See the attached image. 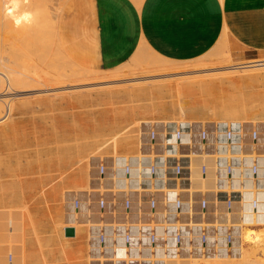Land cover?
I'll list each match as a JSON object with an SVG mask.
<instances>
[{"label":"rangeland","instance_id":"rangeland-1","mask_svg":"<svg viewBox=\"0 0 264 264\" xmlns=\"http://www.w3.org/2000/svg\"><path fill=\"white\" fill-rule=\"evenodd\" d=\"M67 1L68 0H61V2H59V0H53V3L51 4L59 2L60 5L58 4L57 7H61L60 10L63 11L62 7H64L65 5L62 6L61 3L63 4L64 2V4H66ZM51 4L49 2L48 6H50ZM1 5L3 6L2 0H0V8H2ZM2 9H0V14H2ZM47 27L48 25L41 31L48 34L49 27L48 29ZM37 44L35 45L38 49L40 48V46L38 47ZM58 44L60 45V49H63V52H65V54L68 56L67 52L62 46L60 39ZM0 45V72H4L5 74L7 73V66L10 64H7V62L12 59L14 60L13 63H11L10 67L12 73L20 75V73L24 72L26 73V77L28 75L41 72L42 65H45L46 62L49 63L48 61H50L51 59L55 61L54 57L56 56V59H58L59 56L58 53L55 55L53 54L54 51H52V54L55 56H51L52 54H48L52 57H50V60H47L49 56L46 57V59L44 58V60H41V57L39 53H37L34 45L27 46L25 44L24 50H26L27 46V51L28 49L31 52L32 50L36 51V53H31L30 55L36 54V56L32 57L29 54H21L19 56H15V54L18 55V53L21 51L18 48H21L23 50L24 47H22L21 45L20 47L19 45H15L17 48L13 45L10 46L7 43L6 33L2 26H0ZM11 47H14V51L10 49ZM33 47L35 48V50L33 49ZM15 48L18 49V53L16 52ZM12 51L16 53L13 54L11 53ZM216 51L205 55L207 57L208 55L211 56V54H217L219 52L216 57L212 56L214 58L211 61L206 62V65H204L200 61L206 58L205 56H203L192 61H169L168 65L159 68L157 67V64L158 59L161 58V56L155 54L150 49L141 46L131 57V59L128 60L124 65L106 71H97L94 69L84 68L85 66L81 65L74 59H72V63H68L66 61H63L62 59H58L59 61H62L60 63L58 62L60 68H64L65 71L69 73L66 78V83L61 84V86L63 87H40L27 89L26 87L28 86L23 84L22 82L20 85L11 87L12 89H10L6 80L4 79L5 83L3 84V87L1 84L4 82V80L0 83V106H2V109L5 111L6 106L10 105L11 110L9 115L1 120L2 122L5 121V123H0V190H2V192L0 191V196H2L0 197V212L1 215L5 217L6 222V229L4 228V231L6 233L3 232V229L1 231L0 243L2 244L3 251L0 257V264H74V260L72 259L73 256L69 254L70 251H66L67 248H65L64 250V243L62 244V242H64V240L68 238L64 236V227H73L76 233H79L83 226L85 228V223L83 220H81L80 222L77 221L79 224H77V222L73 225L69 223L70 221L72 222L73 216L78 213L76 212V214H74L75 211L71 208L70 203L68 209L64 208V212L68 214L67 215L65 213L66 215H63L66 218L59 216L58 210H51L53 209L52 207L54 203L50 202L49 196L55 189L54 187H57L60 181V185L62 183H66V185L68 186V183L73 184L72 181L65 180L66 176L71 170L76 169V167H79V165L86 166L89 169L87 165V157L90 154L97 151L110 153V150H112L113 147L112 143L107 145L106 143H108L110 140L107 137L110 136V125H112L111 123L114 122L113 115H115V113L120 115V117L126 116L128 112H134L131 111V109L134 108V104L143 106L148 105L149 108V105L154 103L155 105H157V109H155V111H152L149 108V110L145 111L147 113H142V111H140V113L137 115L136 118L144 119L140 122V126L149 122V120H179V113L175 108L178 99L177 93L175 91L179 90L183 86L191 85L193 87H197L198 89L200 88V86L203 88L207 87L204 89L213 91V95H207L206 93H203V95H199L200 92H197L198 89H196L197 93L194 96L195 98H198L200 100L205 99V101H207L208 103L211 102V105L219 103L221 100L220 97L224 98V96L225 100L231 103H243L242 101H240L242 100L241 95L245 94L243 96V101H245L246 106L248 108L253 107L255 109H259V111L261 112L259 113L257 112L258 110L255 111L253 109L255 111L254 113H252L254 118L253 116H251V114H248L250 112H247L246 115L248 116H245L246 118L242 116L243 114L241 115L242 112L240 113V111L239 114L234 113L233 115L236 118L238 117V115H241V118H238L244 121L245 119L264 120V110L261 109L264 104V86H261L259 84L261 82L264 83V71L261 70L260 62H258V60L234 62L229 59V56L227 57L226 51ZM22 52L26 53L25 51ZM223 54H226V59H229L230 62L223 63L225 61ZM3 58L4 61L6 60L5 64ZM220 60H222V63L219 62ZM259 61L264 63V59H260ZM244 65L248 67L237 68L238 66ZM81 68H83L84 72L79 73V75L78 72ZM213 68L219 69L214 73V75H217V79L208 77L209 70H212ZM131 69H133V72L131 71ZM261 72H263V75L261 74ZM254 73L255 75L253 77ZM242 74L249 75V77L251 78L249 79V82H252L251 85L249 83L248 85H250L251 87H254L257 84L259 85L256 90L253 91L251 87V91L245 90L249 87L246 86V84L245 86L248 88H244L245 86H242V83L239 82V76ZM256 75L259 79L255 78ZM260 75L262 77V81L260 79ZM225 79L227 80L226 82ZM229 79L233 80L232 83ZM259 80L261 82L257 83V81ZM218 82H222L223 84L221 83V85L223 87L219 85L220 83ZM227 82H229L230 85L234 84L233 86H236L238 88H231L232 86L227 84ZM235 82H237V85H239H235ZM254 82L257 84H255ZM60 88L67 89L61 90ZM141 88H146L148 89V91L152 90L154 95L145 97L143 96L144 94H138V89ZM220 88L222 89V91H220ZM242 88L245 91H243ZM9 89L12 90V92H9ZM89 89L90 91L94 92L92 93V96H87L84 94V92L89 91ZM239 89L242 90L240 91ZM239 92H242L241 95H239ZM105 93L107 94V96ZM94 94H99L100 97L104 94L103 98L104 100H106L103 101L102 97L100 99L99 95L95 96ZM55 95H57L60 99ZM210 96L212 97L209 98ZM228 97H231V99H229ZM90 99L92 100L90 101ZM95 99L96 101L99 100L97 102H101L102 105H99L98 107L96 105H89V103L91 104L93 102H96ZM187 99L189 98L187 97ZM232 99L235 101H232ZM145 100H147V102ZM161 105L163 106V108H158ZM21 106L23 107L22 110L20 109ZM127 107H131V109ZM2 109L1 113L3 114L4 111H2ZM253 110L251 111L253 112ZM262 112L263 116L261 115ZM255 115H257L258 118L256 116L255 119ZM232 118L229 117L228 119L231 120ZM238 118L236 119L237 121H239ZM129 122L130 121H123L120 123V125L124 126ZM12 124L14 125V128L12 127ZM136 129L133 131L132 135L135 141L136 132L138 131ZM107 131L109 132L107 133ZM103 145L104 147L101 148V146ZM78 153L79 156L77 155ZM72 157L73 159H71ZM58 177L59 179H57ZM85 183L86 180L83 184ZM74 186V184L72 186H69V190L70 187L74 188L75 191L79 190ZM68 188H66L67 193H65L66 191L63 189L64 194L72 198V192L74 191H69ZM86 188L87 185L84 187V190ZM58 191L57 193H55L58 194ZM60 191H62V189ZM66 198L67 197H65V200ZM25 213L26 215H28L27 217L30 220V224L26 223L27 221L24 219ZM9 223H11L10 228ZM22 223H26L27 225L29 224L30 227L26 224L23 225ZM17 226L20 230L15 228ZM78 226H81L80 230L76 228ZM27 227L28 229H26ZM12 230L14 231L12 232ZM15 230H18V232L16 233ZM81 231L82 232L79 233L80 235L76 234V243L74 241V244L78 245V243H80L82 248L84 249V247H86L84 245L85 240L83 241L82 239H84L83 237L85 229L83 230L82 228ZM2 233H4L3 236ZM71 240L73 241L74 237L73 239L71 238ZM60 244L62 248H58V245ZM58 249L62 250V252L60 250L61 254H63L62 259L64 258L65 260H63L66 263H64L63 260H60L61 256L57 254ZM84 252L85 253L83 255L86 256V248ZM8 253H12L13 259L11 263H8L7 261ZM220 260L221 259H219L218 261L220 262ZM84 264H87L86 260L84 261ZM209 264H215V261L214 263L209 262Z\"/></svg>","mask_w":264,"mask_h":264},{"label":"built area","instance_id":"built-area-1","mask_svg":"<svg viewBox=\"0 0 264 264\" xmlns=\"http://www.w3.org/2000/svg\"><path fill=\"white\" fill-rule=\"evenodd\" d=\"M136 142L90 154L87 188L72 192L71 208L86 209L87 264L231 254L243 222L262 227L264 249V121L149 120Z\"/></svg>","mask_w":264,"mask_h":264},{"label":"crops","instance_id":"crops-1","mask_svg":"<svg viewBox=\"0 0 264 264\" xmlns=\"http://www.w3.org/2000/svg\"><path fill=\"white\" fill-rule=\"evenodd\" d=\"M58 22L69 57L97 71L141 46L175 62L216 50L234 62L264 59V0H68Z\"/></svg>","mask_w":264,"mask_h":264},{"label":"bare ground","instance_id":"bare-ground-1","mask_svg":"<svg viewBox=\"0 0 264 264\" xmlns=\"http://www.w3.org/2000/svg\"><path fill=\"white\" fill-rule=\"evenodd\" d=\"M53 0H2V2H3V6L1 5V7L3 8H0V9H2L3 11H2V14H0V26H2L3 28H4V30H5V33H6V39H7V43L11 46V45H13V46H18L19 45V47H20V45L22 46V47H24L23 48V50L21 49V48H18L19 50H21L20 52L18 51V49H16L15 48V50H16V52L18 53V55H16L15 54V56H19V55H21V54H26V55H30L31 53H36V51H37V53H39V55H40V57H41V60H44V58L46 59V57H48L49 55H51L52 54V51H54V53L53 54H57L58 53V59H62L63 61H66V62H68V63H72V59H71V57L69 58V55L67 56L66 54H65V52H63V49H60V45L58 44L59 43V35L57 34V29H58V26H57V22L59 21L58 20V14H59V16L61 15V12H62V10H60L61 9V7H57L58 6V4L60 5V3L59 2H61V0H59V2L57 3H54V4H51V3H53L52 2ZM56 1V0H55ZM49 2H50V6H48L49 5ZM61 5L63 6V5H65L64 4V2H63V4L61 3ZM63 9H64V7H62ZM61 11V12H60ZM0 12H1V10H0ZM58 20V21H57ZM59 23V22H58ZM48 25V27H49V30H48V34H46V33H43L41 30L44 28L45 29V27ZM48 27H47V29H48ZM46 29V30H47ZM224 31V30H223ZM225 34V33H224ZM225 36V35H224ZM223 36V37H224ZM222 37V38H223ZM225 38V37H224ZM223 40H226V39H222V44L223 43H225V42H223ZM221 42V41H220ZM219 42V43H220ZM37 43H41V44H37ZM27 45V46H33L34 45V47L36 48V45L35 44H37L38 45V47L40 46V48H38L39 49V52H38V49L36 48V51H33L32 50V48H31V50H32V52L31 51H29V49H28V51H27V46H26V50H24L25 49V45ZM24 45V46H23ZM1 46V45H0ZM221 46V45H220ZM33 47V49L35 50V48ZM145 48H146V46H144ZM148 47V46H147ZM1 48V47H0ZM13 48L14 47H11L10 49H12L13 50ZM29 48V47H28ZM219 49H222V48H220V47H218ZM9 50V49H8ZM14 51V50H13ZM11 52V53H16V52ZM22 51H25L26 53H23ZM0 52H1V50H0ZM8 52H10V51H8ZM217 52V51H216ZM219 53V52H218ZM217 53V54H218ZM9 54V53H8ZM49 54V55H48ZM51 55V56H55V55ZM217 54H211V56L210 55H208L205 59H203V60H200L204 65H206V62H209V61H211L214 57H212V56H217ZM30 56H32V57H35L36 56V54L34 55H30ZM29 56V57H30ZM51 56H49V58L47 59V60H50L52 57ZM210 56V57H209ZM223 56H224V62L223 63H225V62H230V58L227 60L226 59V54H223ZM38 57V56H37ZM51 57V58H50ZM227 57H228V54H227ZM14 58V57H13ZM57 57L55 56L54 57V60L55 61H53V59H51L50 61H48L49 63H47L46 62V64L45 65H42L41 66V72H37V73H34V74H32V75H28V76H26L25 77V75H26V73H24V72H22V73H20V75H16V73H12V71L10 70V67H11V63H13V59L12 60H10V61H8L7 62V64H9L7 67H8V69H6L7 70V73L5 74L4 72L2 73V72H0V83L5 79L6 80V82H7V84H8V87L10 88V89H12L11 87H15V86H18V85H20L22 82H23V84H25V85H27L28 87H26L27 89H33V88H40V87H63V86H61V84H63V83H66V78H67V75L69 74L67 71H65V69L64 68H60V66L58 65L60 62H62V61H59L58 59H56ZM15 59V58H14ZM29 59V58H28ZM222 59V58H221ZM9 60V59H8ZM215 60H217V59H215ZM223 60V59H222ZM222 60H220L219 62L220 63H222ZM3 61H4V58H3ZM6 61V60H5ZM4 61V64L6 63ZM29 61V60H28ZM169 61L170 60H168V59H166V58H164V57H161V58H159L158 59V64H157V67H159V68H161V67H164V66H166V65H168L169 64ZM59 62V63H58ZM258 62H260V66H261V70L262 71H264V63H262L261 61H259L258 60ZM251 63V62H250ZM243 64H245V63H243ZM247 65H248V63H247ZM62 67V66H61ZM246 67H248V66H238L237 68H246ZM56 69V70H55ZM5 70V69H4ZM219 69L218 68H213L212 70H209V74H208V77H210V78H213V79H217L216 77H217V75H214V73L216 72V71H218ZM131 71L133 72V69H131ZM130 71V72H131ZM81 72H84V70H83V68H81V69H79V72H78V74L79 73H81ZM28 73V72H27ZM261 74L263 75V72H261ZM80 75V74H79ZM254 75H255V73L253 74V77H254ZM249 77V75H247V74H242V75H240L239 76V82H241L242 83V86L244 85H246V86H248L249 88L251 87L250 85H251V82L252 81H250L249 82V79H251L250 77ZM256 79H259L258 77H257V75H256V77H255ZM262 77H261V75H260V79H261ZM264 78V77H263ZM254 79V78H253ZM5 80H4V82L1 84L2 85V87H3V84L5 83ZM230 80V79H229ZM228 80V81H229ZM224 81V80H223ZM227 80L225 79V82H226ZM231 81V83H232V81L233 80H230ZM261 81H262V79H261ZM260 80L259 81H257V83H259V82H261ZM264 81V80H263ZM34 83H36V84H34ZM218 83H220L219 85H221V83L222 82H218ZM234 83V82H233ZM236 84L235 85H237V82H235ZM248 83L250 84V85H248ZM255 83V82H254ZM257 83H255V84H257ZM262 83V82H261ZM259 83L261 86H264V85H262V84H264V83ZM215 84H216V82H215ZM223 84V83H222ZM227 84H229L230 85V83L229 82H227ZM213 85V84H212ZM234 84H232V85H230V86H232L231 88H238V87H236V86H233ZM239 85V84H238ZM237 85V86H238ZM215 86V85H214ZM214 86H212V87H214ZM216 86H217V84H216ZM222 86V85H221ZM220 86V87H221ZM244 87V88H248V87ZM259 85L257 84V85H255L254 87L252 86L251 88H252V90L254 91V90H256V88L258 87ZM211 87V88H212ZM223 87V86H222ZM139 88V87H138ZM204 88H207V87H204ZM203 87H201L200 86V88L198 89L197 87H193V86H191V85H186V86H183L182 88H180L179 90H177V91H175L176 93H177V96H178V99H177V103H176V110H177V112L179 113V120H182V121H187V120H190V121H199V122H212V121H218V120H229L228 118L230 117V118H234L235 116L233 115L234 113H236V114H239V111H240V113H241V115L242 116H244V118H246L248 115H246L247 114V112H250V113H248L249 115L251 114V116H253L252 115V113H254L255 111H257V112H261V111H259V109H255V108H253V107H250V108H248L247 106H246V103H245V101H243V96L245 95V94H242L241 95V93L239 92V95H241L242 96V100H240V101H242L243 103H238L237 102V104H235V103H231V102H229V101H227V100H225V96H224V98L223 97H220L221 98V100H220V102L219 103H217V104H210L211 102H207V101H205V99L204 100H200V99H198V98H195L194 96H195V94L197 93V92H200L199 93V95H203V93H206L207 95H213L214 93H213V91H209V90H207V89H204ZM241 88V87H240ZM245 89V90H250L251 91V88L250 89ZM9 89V90H10ZM61 90H63V89H67V88H60ZM196 89H198V91L196 90ZM214 89V88H213ZM221 89V88H220ZM219 89V90H220ZM243 89V88H242ZM242 89H239L240 91L242 90ZM228 90V89H227ZM226 90V91H227ZM244 89H243V91H245ZM94 91V90H93ZM197 91V92H196ZM220 91H222V89L220 90ZM235 91V90H234ZM9 92H12V90H10ZM87 92V93H86ZM86 92H84V94L85 95H87V96H92V93H94V92H92V91H90V89H89V91H86ZM138 94H144L143 96H145V97H147V96H152V95H154V93H153V91L152 90H149L148 91V89H146V88H141V89H138ZM174 92V93H175ZM238 92V91H237ZM243 93H245V92H243ZM106 94V93H105ZM109 94H110V92H109ZM112 94V93H111ZM115 94V93H114ZM221 94H222V92H221ZM95 95V94H94ZM93 95V96H94ZM97 95H99V94H96L95 96H97ZM174 95V94H173ZM234 95V94H233ZM14 96V95H13ZM55 96H57V95H55ZM103 96H104V94H103ZM103 96L101 95V97L103 98ZM106 96H107V94H106ZM112 96V95H111ZM114 96V95H113ZM189 98V99H187V97ZM218 96V95H217ZM53 97V96H52ZM58 97V96H57ZM99 97H100V95H99ZM101 97H100V99H101ZM109 97V96H108ZM108 97H106V98H108ZM206 97H208V96H206ZM205 97V98H206ZM212 96H210L209 98H211ZM216 97V96H215ZM59 98V97H58ZM143 98V97H142ZM227 98V97H226ZM229 98V97H228ZM233 98V97H232ZM239 98H240V96H239ZM51 99V98H50ZM60 99V98H59ZM85 99V98H84ZM87 99V98H86ZM229 99H231V97L229 98ZM234 99V98H233ZM232 99V101H235V100H233ZM92 99H90V101H91ZM106 100V99H105ZM104 100V98H103V101H105ZM141 100V99H140ZM84 101V100H83ZM89 101V100H88ZM88 101H86V102H88ZM95 101H96V99H95ZM97 101H99V100H97ZM93 102V103H89V105H96L97 107L99 106V105H102V103L101 102ZM102 101V102H103ZM146 102H147V100H145ZM239 101V100H238ZM2 102V101H1ZM135 102H137V101H135ZM55 103V102H54ZM142 103V102H141ZM106 104V103H105ZM133 104V103H132ZM143 104V103H142ZM104 105V104H103ZM128 105V104H127ZM131 106H133V105H131ZM137 106V107H136ZM150 107V110H154L155 111V109H157V105H155L154 103H152L151 105H149ZM162 106V105H161ZM161 106H159L158 108H163V106L161 107ZM263 106H264V104H263ZM261 107V109H263L264 110V107ZM173 107V106H172ZM7 108H8V115H9V113H10V110H11V106L10 105H7ZM127 108H130L131 109V107H127ZM149 108H148V105H146V106H143V105H135L134 104V108H132L131 109V111H134V112H128V114L126 115V116H121L120 117V115H118V114H116L115 113V115H113V117H114V122L113 123H111L112 125H110V128H111V130H110V136H108L107 138H109L110 140H109V142L108 143H106V145L107 144H110V143H112V150H110V153H112L113 155H116V154H118V153H120V152H125V153H130V152H134L135 151V149L137 148V142L134 140V137H132V135H133V131L136 129V130H139L138 128L139 127H141L140 126V122L141 121H143L144 119H138V118H136L137 117V115L140 113V111H142V113H144L145 111H147V110H149ZM1 109H2V106H0V116H2V113H1ZM20 109L22 110L23 109V107L21 106L20 107ZM126 109V108H125ZM142 109V110H141ZM173 109V108H172ZM217 109V110H216ZM253 110V112L251 111V110ZM2 111H4L3 109H2ZM264 112V111H263ZM263 112L261 113V115L263 114ZM113 113V112H112ZM145 113H147V112H145ZM174 113V112H173ZM245 114V115H244ZM240 115V116H241ZM153 116V115H152ZM177 116V115H176ZM237 116V115H236ZM239 115H238V117L239 118H241ZM246 116V117H245ZM251 116H249V117H251ZM256 116L257 115H255V119H256ZM263 116V115H262ZM10 117V116H9ZM112 117V118H113ZM237 117V118H238ZM248 117V118H249ZM260 117V116H259ZM231 119V120H235V121H237L236 119V117L234 118V119ZM238 118V119H239ZM253 118H254V116H253ZM257 118H258V116H257ZM262 118V117H261ZM185 119V120H184ZM243 119V118H242ZM252 119V118H251ZM263 119H264V117H263ZM11 120H12V118H11ZM125 122V121H130L128 124H126V125H124V126H122V125H120V123L121 122ZM239 121L240 122H243L244 120H240L239 119ZM250 121H264V120H247V119H245V121L244 122H250ZM2 121H0V123H1ZM6 122H7V120H6ZM3 123H5V121L4 122H2L1 124H3ZM0 124V125H1ZM6 125V124H5ZM13 125V124H12ZM11 125V126H12ZM16 125V124H15ZM13 128H14V125L12 126ZM93 128H94V126H93ZM11 130V129H10ZM109 131H107V133H108ZM95 133V132H94ZM5 134V133H4ZM11 134V133H10ZM104 134V133H103ZM15 135V134H14ZM102 136V135H101ZM14 137V136H13ZM103 138V137H102ZM136 138V137H135ZM96 139V138H95ZM95 139H93V140H95ZM101 139V138H100ZM6 141V140H5ZM87 141V140H86ZM96 142V141H95ZM104 142V141H103ZM94 143V142H93ZM87 144V143H86ZM94 145H96V144H94ZM81 146V145H80ZM82 147V146H81ZM84 147V146H83ZM94 147V146H93ZM104 147V145L103 146H101V148H103ZM80 148V147H79ZM96 148V147H95ZM86 149V148H85ZM108 149V148H107ZM123 150V151H120V150ZM75 152H77V151H75ZM79 152V151H78ZM91 152H93V151H91ZM109 153V152H108ZM85 154V153H84ZM93 154V153H92ZM59 155V154H58ZM75 155V154H74ZM78 156H79V153L77 154ZM76 155V156H77ZM72 156H73V154H72ZM76 156H74V157H76ZM87 157V156H86ZM71 159H73V157L71 158ZM77 159V158H76ZM55 160V159H54ZM70 160V159H69ZM68 160V161H69ZM79 161H80V159H79ZM62 162V161H61ZM66 162V161H65ZM75 163V162H74ZM77 163V162H76ZM70 164H71V162H70ZM64 165V164H63ZM73 165V164H72ZM66 166V165H65ZM69 167V166H68ZM83 167H84V169H83ZM71 169V168H70ZM53 171V170H52ZM57 171V170H56ZM63 172V171H62ZM68 172H69V170H68ZM58 173V172H57ZM60 174V173H59ZM68 174V173H67ZM88 174H89V169L86 167V166H83V165H79V167H76V169H74V170H71L70 172H69V174L66 176V181L68 180V181H72L73 182V184L75 185L74 187L76 188L77 187V189H79L80 191L82 190V188H83V190H84V187L87 185V180H88ZM57 176V175H56ZM60 177V176H59ZM59 177L57 178V179H59ZM63 177V176H62ZM85 180H86V183L85 184H83L84 182H85ZM53 182V181H52ZM62 182H63V180H62ZM65 182V181H64ZM60 183H61V181H60ZM60 183L57 185V187H54L55 189L51 192V194H50V196H49V198H50V202H52V203H54L53 204V209H51V210H58L59 211V216H61V217H63V218H66V217H64L63 215L66 213V212H64L65 211V209L64 208H66V209H68L69 208V203H70V198L71 197H69V196H66L65 194H64V190L66 191V188H68L69 186H72L73 184H70V183H68L69 184V186L68 185H66V183L65 184H61L60 185ZM1 184V183H0ZM57 188V189H56ZM62 189V191H60ZM64 189V190H63ZM37 190V189H36ZM52 190V189H51ZM59 190V191H58ZM68 190H69V188H68ZM70 190L71 191H75V189L74 188H71L70 187ZM69 190V191H70ZM1 192H2V190H0ZM57 191H58V194H56L57 193ZM0 192V193H1ZM46 192H48V191H46ZM56 192V193H55ZM63 192V193H62ZM65 193H67V191L65 192ZM1 195V194H0ZM55 195H56V197H55ZM65 195V196H64ZM0 197H2V196H0ZM5 197V196H4ZM65 197H67L66 198V200H65ZM68 198H69V200H68ZM1 199V198H0ZM72 199V198H71ZM49 201V200H48ZM66 201V202H65ZM66 203V204H65ZM65 204V205H64ZM66 206V207H65ZM68 206V207H67ZM17 209V208H16ZM19 211V210H18ZM20 212H21V210H20ZM27 212V211H26ZM56 212V211H55ZM68 212V211H67ZM23 213V212H22ZM73 213V212H72ZM24 214V213H23ZM28 214V213H27ZM53 214V213H52ZM67 214V213H66ZM65 214V215H66ZM70 214V213H69ZM74 214H76V212L74 213ZM68 215V214H67ZM20 216V215H19ZM28 215H26V213H25V217H24V219L27 221L26 223H29V219H28V217H27ZM72 217V216H71ZM63 218H62V220H63ZM12 219H13V217H12ZM12 219H11V221H12ZM15 220V219H14ZM81 220H83L84 221V225H86V209L84 208V207H82L79 211H78V213L75 215V216H73V220H72V222L70 221L69 223H71L72 225L73 224H75L77 221L78 222H80ZM10 222V221H9ZM23 222H25V221H23ZM77 222V224H79ZM12 223V222H11ZM11 223H9V228H10V224ZM14 223V222H13ZM25 223V224H26ZM33 223V222H32ZM56 223V222H55ZM58 223V222H57ZM64 223V222H63ZM5 224H6V222H5V217L3 216V215H1V212H0V242H1V231H2V229H3V232L4 233H6L4 230L6 229L5 228ZM16 224V223H15ZM23 224V223H22ZM25 224H23V225H25ZM30 224V223H29ZM27 225V226H29L30 227V225ZM71 225V226H72ZM18 226H19V224H18ZM15 227V228H17L18 230H20L19 229V227ZM83 226V225H82ZM12 227H13V224H12ZM21 227H22V225H21ZM64 227V226H63ZM81 227V226H80ZM80 227L78 226V227H76L77 229H79L80 230ZM5 228V229H4ZM83 228V230L85 229L84 228V226L82 227ZM82 228H81V230H82ZM26 229H28V227L26 228ZM33 229V228H32ZM55 229V228H54ZM18 230L16 231V233L18 232ZM75 230V229H74ZM79 231V233H81L82 231ZM262 227L261 226H259V227H253V226H246V224H245V222H243L242 224H241V233H240V237H241V244L239 245V247L238 248H236L235 250H234V252H232L231 254H220V253H218V254H214V255H212V254H210V255H206L205 257H191L190 259H188V260H185L184 262H183V264H209V262H213L214 263V261H215V264H264V249L260 246L261 244H262V242H261V240H262ZM14 230H12V232H13ZM78 231V230H77ZM85 232V231H84ZM4 233H2V236L4 235ZM79 233H76V231H75V233H74V236H71V237H68L67 239H65L64 240V242H62V244H63V247H64V250H65V248H67L66 249V251L68 250V251H70L69 252V254L70 255H72L73 257H72V259L74 260V264H84V261L86 260V262H87V257L86 256H84L83 254L85 253L84 251H85V248L86 247H84V249L82 248V246H81V244L80 243H78V245L76 244H74V241H75V243H76V234L77 235H80ZM8 234H10V233H8ZM73 237H74V240L72 241L71 240V238L73 239ZM9 238V237H8ZM84 239H82L83 241L85 240V236L83 237ZM4 239V238H3ZM59 241V240H58ZM77 241H78V239H77ZM80 241V240H79ZM21 243V242H20ZM23 243V242H22ZM10 244V243H9ZM6 245V244H5ZM85 246H86V244H84ZM3 246H4V244H3ZM22 246V245H21ZM25 246V245H24ZM59 247H61V244L60 245H58V248ZM62 248V247H61ZM5 249V248H4ZM14 249V248H13ZM25 250V249H24ZM61 250V249H60ZM60 250L58 249V252H57V254L59 255V256H61V258H60V260H63L62 259V257H63V254H61V252H62V250H61V252H60ZM2 244L0 243V257H1V253H2ZM65 251V252H66ZM23 252V251H22ZM6 254V253H5ZM23 254V253H22ZM61 254V255H60ZM55 255V254H54ZM58 256V257H59ZM45 257V256H44ZM23 258V257H22ZM219 259H221L220 260V262L218 261ZM0 260H1V258H0ZM43 260H44V258H43ZM59 260V259H58ZM65 260V259H64ZM64 260H63V262H64ZM47 261V260H46ZM0 263H1V261H0ZM61 263V262H60ZM64 263H66V262H64ZM6 264V263H5ZM49 264V263H48Z\"/></svg>","mask_w":264,"mask_h":264},{"label":"water","instance_id":"water-1","mask_svg":"<svg viewBox=\"0 0 264 264\" xmlns=\"http://www.w3.org/2000/svg\"><path fill=\"white\" fill-rule=\"evenodd\" d=\"M75 230L73 227H64V236L71 237L74 236Z\"/></svg>","mask_w":264,"mask_h":264}]
</instances>
